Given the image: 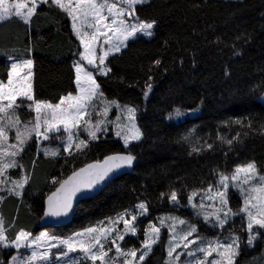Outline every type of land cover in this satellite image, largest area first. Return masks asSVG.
<instances>
[{"label": "snow or ice", "instance_id": "6c2138e0", "mask_svg": "<svg viewBox=\"0 0 264 264\" xmlns=\"http://www.w3.org/2000/svg\"><path fill=\"white\" fill-rule=\"evenodd\" d=\"M147 3L148 0H0V24L17 19L30 26L39 15L38 9L47 5L49 10H59L70 20V31L78 41L71 65L76 94L67 92L56 103L39 98L34 90L32 47L23 55L19 50L0 52L9 62L6 79H0V203L8 197L23 200L31 190L35 160L31 169L22 163L31 148H35L37 156L43 153L45 157L62 158L66 164L75 159L83 163L82 167L72 166L66 178L51 179L55 190H50L43 200V215L39 217L42 221L68 217L75 210L78 194L86 196L106 186L117 173L139 163L140 156L135 149L143 143L145 131L138 122V115L144 109L109 100L97 76L114 75L110 56L115 57L127 49L130 42L154 36L161 21L142 18L138 12V7ZM249 39L247 32L236 37L244 43ZM164 43L167 45V41ZM214 43H219V38ZM232 47L235 51L236 45ZM153 64L160 66L161 60L156 59ZM153 90L154 79L148 75L141 89L145 100ZM250 92L264 100V83ZM113 109H116L115 119L109 120ZM21 110L34 114L33 118L22 121L18 115ZM198 110L175 106L163 119L172 121ZM233 124L241 131L231 138L217 132L216 141L195 137L193 143L196 131L193 128L180 137V142L189 143L191 153L196 154L214 150L217 141L231 149L234 142H240L253 128L251 119L223 122L226 128ZM110 126L114 136L122 142V150L88 162L94 145L98 146L102 138L109 135ZM56 143L57 147H51ZM231 190L238 193L241 201L235 208L230 203ZM182 194L186 205L181 202ZM159 195L161 200L167 198L174 209L187 207L205 229L219 234L212 238L203 236L197 223L165 214L155 217L156 222L150 221L146 226L139 249H124L119 242L129 234L136 236L139 217L148 216L147 200L68 236H56L49 231L34 234L23 227L16 228L14 222L0 214V253H9L7 259H0V264H145L153 246L160 243L161 229H166L168 235L162 264H239L242 253L258 244L264 245V162L258 164L250 159L235 164L230 170L217 168L210 179L201 181L199 188L172 187ZM10 231H13L11 236ZM251 264H255V258Z\"/></svg>", "mask_w": 264, "mask_h": 264}, {"label": "trees", "instance_id": "16d2710c", "mask_svg": "<svg viewBox=\"0 0 264 264\" xmlns=\"http://www.w3.org/2000/svg\"><path fill=\"white\" fill-rule=\"evenodd\" d=\"M194 4L200 7H193ZM138 12L142 18H158L159 28L153 37L130 42L127 49L110 56L114 75L97 76V80L107 98L144 109L138 115L145 131L143 143L135 149L139 163L100 193L82 201L69 224L47 229L58 236L71 235L142 200L148 201L149 212L147 217L139 218V233L157 216L189 217L187 207L174 209L159 194L172 187L199 188L201 181L210 179L217 168L230 170L250 159L258 164L264 162V102L250 92L264 83V0H148L146 5L138 7ZM38 13L30 26L17 19L0 24V52L19 50L23 55L32 47L34 90L39 98L56 103L61 95L75 93L71 65L78 41L70 31V20L59 10H49L43 5ZM243 32L250 35L247 43L236 40ZM217 38L219 43H214ZM156 59L161 60L160 66H154ZM8 65L7 57L0 54V79H6ZM148 75L153 76L154 90L145 100L141 89ZM175 106L199 110L172 121L163 119ZM18 115L22 121L33 117L26 110ZM236 119L246 122L251 119L253 128L240 142H234L231 149L217 141L214 150L196 154L191 153L189 143L180 142V137L193 128L196 130L193 143L195 137L216 141L217 132L231 138L241 129L235 124L226 128L223 122ZM121 150L122 142L109 134L98 146L94 145L88 162ZM33 160L31 190L23 200L6 198L0 203V214L14 222L16 228L37 234L41 230L38 223L43 215V200L54 190L51 179L66 178L72 166L81 167L83 163L75 159L66 164L62 158L45 157L43 153L37 156L35 148H31L22 163L31 169ZM181 202L187 203L183 194ZM230 203L234 208L240 204L236 194L231 195ZM13 231L8 235H13ZM143 239V234H139L124 246L139 248ZM165 244L162 235L145 264H162L166 258ZM8 257L9 253H0V259ZM261 257H264V245L258 244L242 253L238 261L251 264L255 258V264H264Z\"/></svg>", "mask_w": 264, "mask_h": 264}, {"label": "rangeland", "instance_id": "374dc122", "mask_svg": "<svg viewBox=\"0 0 264 264\" xmlns=\"http://www.w3.org/2000/svg\"><path fill=\"white\" fill-rule=\"evenodd\" d=\"M73 94H76V92L75 93H73ZM109 99V98H108ZM109 100H115V99H109ZM261 100V99H260ZM262 102H264V100H261ZM121 103V102H120ZM121 104H123V103H121ZM34 115V114H33ZM115 116H116V109H113L110 113H109V115H108V119L109 120H113V119H115ZM33 118V117H32ZM94 120H95V117H94ZM26 121H28V120H26ZM109 134H112L113 136H114V134H113V129L111 128V126L109 127ZM114 138H116V139H118L117 137H115L114 136ZM51 147H57V146H51ZM232 191V193H234V194H236L237 196H238V198H239V195H238V193H235L234 192V190H231ZM240 200V199H239ZM240 203H241V201H240ZM172 215H174V216H177L176 214H172ZM187 216H189V217H180V216H178V217H180V218H182V219H186V220H189L190 222H192V223H197L199 226H200V228H201V235H203V236H207V237H209V238H212V237H214V236H216V235H218L219 233L218 232H216V231H209V230H207V229H205L204 227H203V225H201L200 224V222L199 221H197V219L193 216V214H192V211L189 209V215H187ZM139 218H141V217H139ZM154 222H156V221H154ZM237 222H239L238 220H237ZM138 223H139V220H138ZM149 224V223H148ZM147 224V225H148ZM237 226H239V223H237ZM119 227L122 229L123 228V225L121 224V225H119ZM227 227V226H226ZM146 228V227H145ZM41 231H49V230H46V229H44V230H40L39 232H41ZM38 232V233H39ZM50 232V231H49ZM37 233V234H38ZM50 233H52V232H50ZM52 234H54V233H52ZM139 234H143V232L142 233H139L138 231H137V234H136V236H132L131 234H129V235H127V236H125V240L124 241H120L119 243L121 244V247L122 248H124V249H128V248H132L130 245H128L127 247H125L124 246V244H127V242H128V240L129 239H131V237H133V238H138L139 237ZM227 233H225V235H226ZM54 235H56V234H54ZM162 235H164L165 236V245L167 246V241H168V235H167V230L166 229H161V237H162ZM56 236H58V235H56ZM144 237V236H143ZM154 246H156V245H154ZM153 246V247H154ZM140 247H141V245H140ZM139 247V248H140ZM139 248H137V249H139ZM177 251L179 252L180 251V249H177ZM13 254H14V250H13ZM114 254V252L113 253H110V255H113ZM139 252L137 253V256H139ZM185 257H181V260H183ZM118 264H119V262H118Z\"/></svg>", "mask_w": 264, "mask_h": 264}, {"label": "water", "instance_id": "95a60500", "mask_svg": "<svg viewBox=\"0 0 264 264\" xmlns=\"http://www.w3.org/2000/svg\"><path fill=\"white\" fill-rule=\"evenodd\" d=\"M82 167V166H81ZM131 171V169H127V168H125V169H123L121 172H119V173H117L116 174V176H115V178H113L110 182H112L113 180H115L116 178H118L119 176H121V175H123V174H126V173H128V172H130ZM71 174V173H70ZM69 174V175H70ZM109 182V183H110ZM109 183H107V185L109 184ZM107 185L106 186H102L101 188H99L98 190H96V191H92V192H89V194L88 195H86V196H80L79 194H78V201H77V203H76V205H75V210H74V212L72 213V214H70L68 217H66V218H46L45 220H39V223H38V226H39V228L40 229H45V228H53V227H56V228H58V227H62V226H64V225H67V224H69L71 221H72V219H73V216H74V214H75V211H76V208H77V206L82 202V201H84V200H87V199H89V198H92V197H94L95 195H97L98 193H100L103 189H105L106 187H107ZM55 190V189H54ZM53 190V191H54Z\"/></svg>", "mask_w": 264, "mask_h": 264}]
</instances>
